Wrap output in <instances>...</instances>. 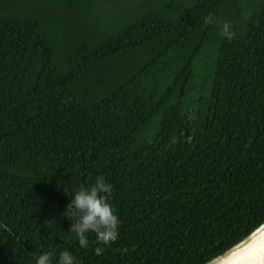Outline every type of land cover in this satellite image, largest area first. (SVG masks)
<instances>
[{
    "label": "trees",
    "instance_id": "1",
    "mask_svg": "<svg viewBox=\"0 0 264 264\" xmlns=\"http://www.w3.org/2000/svg\"><path fill=\"white\" fill-rule=\"evenodd\" d=\"M26 1L0 0V264H206L264 224V0Z\"/></svg>",
    "mask_w": 264,
    "mask_h": 264
},
{
    "label": "water",
    "instance_id": "2",
    "mask_svg": "<svg viewBox=\"0 0 264 264\" xmlns=\"http://www.w3.org/2000/svg\"><path fill=\"white\" fill-rule=\"evenodd\" d=\"M206 264H264V224Z\"/></svg>",
    "mask_w": 264,
    "mask_h": 264
},
{
    "label": "rangeland",
    "instance_id": "3",
    "mask_svg": "<svg viewBox=\"0 0 264 264\" xmlns=\"http://www.w3.org/2000/svg\"><path fill=\"white\" fill-rule=\"evenodd\" d=\"M21 1H23L26 4L28 3L26 0H6V3H8L12 7V9H13L14 6L17 5V3L21 2Z\"/></svg>",
    "mask_w": 264,
    "mask_h": 264
}]
</instances>
